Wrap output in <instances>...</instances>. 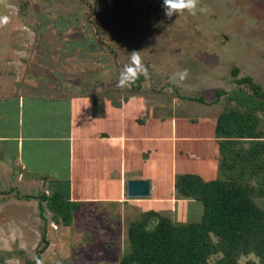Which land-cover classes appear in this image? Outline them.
<instances>
[{"label":"rangeland","instance_id":"1","mask_svg":"<svg viewBox=\"0 0 264 264\" xmlns=\"http://www.w3.org/2000/svg\"><path fill=\"white\" fill-rule=\"evenodd\" d=\"M205 6L210 13L185 11L168 18L163 0H0V17H8L0 24V73H6L2 63L7 59H32L31 70L37 72V67L50 74L56 68L63 75L60 81L70 62L77 80L95 77L111 99L118 101L135 87L144 94L159 87L167 99L187 94L192 105L204 101L211 106L206 109L220 114L235 103L224 93L216 95V90H250L247 82L238 84L236 79L248 76L264 91V0H199L198 9ZM133 50L140 51L149 78L141 76L137 85L117 87L119 72ZM35 60L44 63L38 67ZM183 69L188 70L187 78L173 79ZM255 117V129L264 138V112L256 110ZM42 184L35 183L31 193L48 195ZM24 195L23 177L0 171V264H117L128 249V223L144 213L134 204L121 210L83 208L73 211L65 225L44 202L39 210L37 200ZM253 201L264 211V186ZM201 208L197 201L179 203L176 221L198 220ZM169 213L165 215L171 217ZM217 258L218 254L210 255L208 263ZM255 261L251 254L237 258L240 264Z\"/></svg>","mask_w":264,"mask_h":264},{"label":"crops","instance_id":"2","mask_svg":"<svg viewBox=\"0 0 264 264\" xmlns=\"http://www.w3.org/2000/svg\"><path fill=\"white\" fill-rule=\"evenodd\" d=\"M32 64L7 59L0 73V171L23 177L26 199L44 192L31 193L40 181L75 204L70 216L134 204L143 212H172L176 221L179 203L195 202L177 194L178 175L220 179L218 114L204 101L194 106L187 94L167 99L159 87L146 94L135 87L117 101L95 77L77 80L74 63L60 81L58 69L34 72ZM127 179L148 180L149 195L127 198Z\"/></svg>","mask_w":264,"mask_h":264},{"label":"trees","instance_id":"3","mask_svg":"<svg viewBox=\"0 0 264 264\" xmlns=\"http://www.w3.org/2000/svg\"><path fill=\"white\" fill-rule=\"evenodd\" d=\"M244 81L251 91H215L235 103L234 108L218 114L215 123V134L221 138L218 168L222 177L202 180L181 174L173 183L178 195L201 204L198 220L177 222L156 211H144L140 219L128 223V249L117 264H240L237 258L248 254L256 261L241 264H264V211L253 201V196L262 195L264 186V138L255 129V111L264 112V99H259L264 91L248 76L236 79L238 84ZM244 140L249 141L246 147H236ZM35 198L39 210L44 202L61 223H69L75 204L55 191ZM41 240L44 247L43 236ZM212 254L218 258L208 263Z\"/></svg>","mask_w":264,"mask_h":264},{"label":"clouds","instance_id":"4","mask_svg":"<svg viewBox=\"0 0 264 264\" xmlns=\"http://www.w3.org/2000/svg\"><path fill=\"white\" fill-rule=\"evenodd\" d=\"M199 0H163L164 15L171 18L174 14H180L187 11L190 15H196L197 11L202 13H210L209 8L201 7L198 9ZM8 22V17H0V24ZM128 55L129 62L126 63L120 70L117 80V87H131L140 76L149 78L147 67L144 65L140 51L133 50ZM188 76V70L183 69L174 73L173 79L184 81ZM171 91V89H169Z\"/></svg>","mask_w":264,"mask_h":264},{"label":"water","instance_id":"5","mask_svg":"<svg viewBox=\"0 0 264 264\" xmlns=\"http://www.w3.org/2000/svg\"><path fill=\"white\" fill-rule=\"evenodd\" d=\"M124 193L127 198H145L149 195V182L146 179H127Z\"/></svg>","mask_w":264,"mask_h":264}]
</instances>
